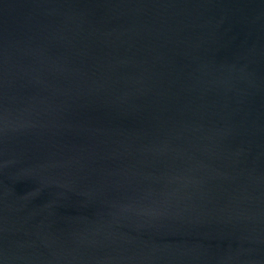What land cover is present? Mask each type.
I'll list each match as a JSON object with an SVG mask.
<instances>
[{
    "label": "water",
    "instance_id": "1",
    "mask_svg": "<svg viewBox=\"0 0 264 264\" xmlns=\"http://www.w3.org/2000/svg\"><path fill=\"white\" fill-rule=\"evenodd\" d=\"M0 264H264V0H0Z\"/></svg>",
    "mask_w": 264,
    "mask_h": 264
}]
</instances>
